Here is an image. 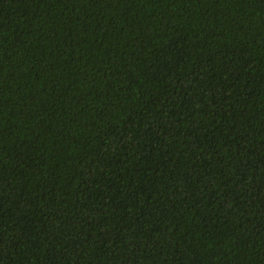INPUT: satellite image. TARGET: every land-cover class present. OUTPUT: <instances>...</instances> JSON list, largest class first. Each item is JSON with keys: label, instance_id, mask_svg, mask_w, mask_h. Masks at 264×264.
<instances>
[{"label": "trees", "instance_id": "16d2710c", "mask_svg": "<svg viewBox=\"0 0 264 264\" xmlns=\"http://www.w3.org/2000/svg\"><path fill=\"white\" fill-rule=\"evenodd\" d=\"M0 264H264V0H0Z\"/></svg>", "mask_w": 264, "mask_h": 264}]
</instances>
